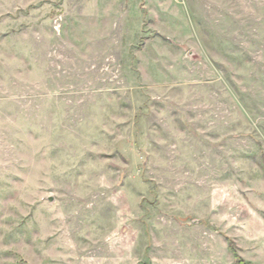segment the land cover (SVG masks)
<instances>
[{
	"label": "rangeland",
	"instance_id": "1",
	"mask_svg": "<svg viewBox=\"0 0 264 264\" xmlns=\"http://www.w3.org/2000/svg\"><path fill=\"white\" fill-rule=\"evenodd\" d=\"M0 264H264V0H0Z\"/></svg>",
	"mask_w": 264,
	"mask_h": 264
}]
</instances>
